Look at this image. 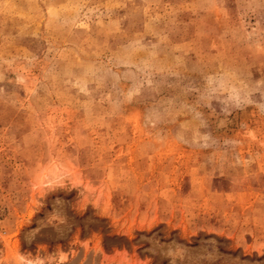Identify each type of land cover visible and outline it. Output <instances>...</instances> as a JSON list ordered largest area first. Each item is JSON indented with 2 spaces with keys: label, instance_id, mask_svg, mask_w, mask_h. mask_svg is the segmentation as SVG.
I'll use <instances>...</instances> for the list:
<instances>
[{
  "label": "rangeland",
  "instance_id": "1",
  "mask_svg": "<svg viewBox=\"0 0 264 264\" xmlns=\"http://www.w3.org/2000/svg\"><path fill=\"white\" fill-rule=\"evenodd\" d=\"M0 264H264V0H0Z\"/></svg>",
  "mask_w": 264,
  "mask_h": 264
}]
</instances>
